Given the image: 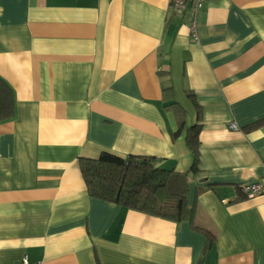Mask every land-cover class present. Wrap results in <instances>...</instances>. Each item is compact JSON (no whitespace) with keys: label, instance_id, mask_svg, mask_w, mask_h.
Listing matches in <instances>:
<instances>
[{"label":"crops","instance_id":"crops-1","mask_svg":"<svg viewBox=\"0 0 264 264\" xmlns=\"http://www.w3.org/2000/svg\"><path fill=\"white\" fill-rule=\"evenodd\" d=\"M192 18L169 0H0L16 101L0 124V264H264V193L241 191L264 182V0H210L198 41ZM174 100L202 127L197 173ZM104 152L190 173L214 247L187 222L91 198L80 158Z\"/></svg>","mask_w":264,"mask_h":264},{"label":"trees","instance_id":"trees-1","mask_svg":"<svg viewBox=\"0 0 264 264\" xmlns=\"http://www.w3.org/2000/svg\"><path fill=\"white\" fill-rule=\"evenodd\" d=\"M172 91V85L164 88ZM198 115L200 105L195 95L188 92ZM168 107L176 110L178 130L172 134L179 138L186 131L187 145L193 155L192 173L199 171L201 125L187 128V112L175 100ZM15 92L0 76V124L11 120L16 112ZM200 121V118H198ZM159 158L130 156L122 158L104 152L98 158H80V167L91 198L119 205L126 210L174 221L187 222L192 229L206 237L204 254L210 251L218 234L205 225L196 205L189 204V174L161 167Z\"/></svg>","mask_w":264,"mask_h":264},{"label":"built area","instance_id":"built-area-1","mask_svg":"<svg viewBox=\"0 0 264 264\" xmlns=\"http://www.w3.org/2000/svg\"><path fill=\"white\" fill-rule=\"evenodd\" d=\"M210 0H169V10L172 13L184 14L188 8L193 11V18L189 22V28L194 41L199 40L198 27L196 22L197 12L203 10ZM229 128L233 131H239L240 126L236 122H232ZM241 191L246 197H253L255 195L264 193V182L253 183L241 186ZM22 264H43L42 262L31 263L27 257L24 258Z\"/></svg>","mask_w":264,"mask_h":264}]
</instances>
